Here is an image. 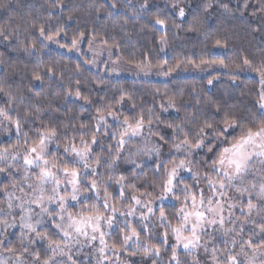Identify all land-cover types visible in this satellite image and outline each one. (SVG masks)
I'll list each match as a JSON object with an SVG mask.
<instances>
[{"label": "snow or ice", "instance_id": "obj_1", "mask_svg": "<svg viewBox=\"0 0 264 264\" xmlns=\"http://www.w3.org/2000/svg\"><path fill=\"white\" fill-rule=\"evenodd\" d=\"M57 3L62 4V0H57ZM147 6L145 3L142 7ZM208 7H211V4L206 5V8ZM224 7L227 8V5ZM0 8L8 11L7 4L0 3ZM260 11H264V0H262ZM178 15L181 18L185 17L186 12L183 7L179 8ZM197 23L198 20L194 17L189 23L188 30H195ZM155 24L164 26L167 21L156 18ZM31 30H37L38 37L29 39L32 34ZM22 31L25 34L23 41V51L25 52H35L37 41H41V43L43 41L58 42L57 38L67 35L63 28L50 31L45 24H40L38 28L35 23L29 26L22 17L20 22H16V17L13 15H8L6 20L0 21V40L2 41L19 40ZM84 37V32L79 33V39L73 37L72 47L75 48ZM160 42L166 43L167 37L161 36ZM216 44L227 47L226 41L222 44L220 40H217ZM42 46L44 45L42 44ZM241 59L242 63L237 64L236 69H246L258 76L259 90L255 111L241 114L234 107L213 102L215 111L210 118L200 120L193 114L191 127H186L184 121L167 124V128L172 130L173 137L178 139V142L172 143L170 151L174 149L177 153L183 152L184 158L178 161L175 158L171 159L168 162L171 167L158 163L156 170L159 171L163 167V178L159 184L153 182L150 186L154 190L156 188L160 190L155 199L164 201L172 196L175 201L180 203V207L174 214L176 223L172 222L163 207L159 209V221L165 229L162 234H159L160 243L168 246L169 236L171 235L174 239V243L170 245L172 254L169 264H182L177 254V250L181 247L192 256L191 264H208L207 259L201 260L200 256L196 254L200 249H203L204 255L210 258L211 264H264V58L254 61L248 56H243ZM189 63L196 67L214 64L228 67L224 59H201L198 64L195 61H189ZM140 66V64L137 65V67ZM157 67L162 70L163 75L167 76L179 69L180 64H176L175 67H167L165 62L158 64ZM46 72L50 76L55 75V69L52 67H48ZM42 79L39 72L34 73L33 80L42 81ZM212 82V80L208 81L209 84ZM76 83L75 93L69 88L64 94L65 98L75 95L91 104L92 101L89 97L82 95L79 81ZM0 93H4L7 97L4 106H0V125L5 126L7 131H11L14 126L17 136L23 137L22 145L19 141L16 144L0 145V162L7 165L0 167V174H4L5 179L9 180L8 184L0 182V193L6 196L4 203L9 210V215L14 208L19 209V222L22 229L27 230V232L22 231V237L28 233H34L35 238L39 240L47 239L46 252L51 253V255H45L42 258L40 251L30 252L28 247H22L19 254L15 248L5 247V252L15 257L11 264H79V261L73 258V246H84L85 243L92 246V242L97 239L100 247L96 249L99 253L96 264H105V262L112 264V257L106 254L109 245L105 240L107 233L104 231V227L113 228L118 213L124 217V228L120 230L119 246L115 243L111 245L113 253H118L121 250L127 251L131 245H135L136 248H142L145 255L159 256L161 253L159 245L141 241V232L147 233L149 240L153 238L148 221L150 216L154 215L153 207L149 206L154 203V200L144 204L140 198V196L151 195V193H140V196L131 195L130 199L134 205L143 204V207L147 209V213H140L139 223L133 224L127 218L136 216L135 207L129 204L127 211L121 212L116 203L111 202L116 198L98 179L100 173L90 163L94 158L95 164L98 167L101 165V156L93 153L92 146L99 143L96 133L100 131L101 125L104 126L107 134L109 127L107 118L109 116L121 129L118 138L115 133H111L115 139V145H107L109 152L115 149V155L109 157V167L114 166L121 159V154L130 141L144 134L146 126L149 135H156L161 143L153 149L145 150V153L154 152L159 156L161 147L167 144L168 140L165 135L152 132V110L149 109L147 115L141 111L134 116H124L121 119L117 112L112 110V105H108L103 112L97 109V122L90 138L85 139L88 125L82 123L78 129L75 125H69L80 133L81 146H77L76 136H65L63 156H60L53 155L49 147L59 138V128L56 125H45L41 121V125L34 129L32 135L23 131L25 125L22 123V119L25 122L32 119V122L35 123V119L39 118L38 114L42 111L39 106L40 93H33L36 101L30 110L19 107L24 104L25 98L23 95H14L10 85L6 90L4 84L0 83ZM124 100L125 97L122 95L117 103L122 104ZM14 104H16L15 107ZM161 107L163 108V105ZM169 107H176L174 100H169ZM164 110L167 111V109ZM20 112H23V117ZM13 113L16 115L14 116ZM156 120H159L158 116ZM181 136L182 139L179 138ZM59 147L60 145L57 144V148ZM103 147L102 145L101 148L103 149ZM200 151H203L204 155L197 162L200 167L194 171L192 167L194 161L189 157L199 154ZM21 160L23 161L22 165L19 164ZM131 163L136 168L141 167L136 164L135 160H132ZM181 172L191 174L194 183H186ZM134 177L135 173H133ZM112 179L111 175L107 177V180ZM128 179L129 177L122 174L115 180L116 184L120 185V199L125 197L126 185L124 182ZM201 181H203V186H201ZM69 186L70 192L68 191ZM131 187L134 189L135 185L133 184ZM62 188L63 195L61 194ZM14 190H18L21 195L15 196ZM177 190L180 192L179 195H176ZM82 193L84 194L83 199H81ZM87 193L94 195L90 197ZM69 201L76 202L71 207L77 210H69ZM51 203H56L58 209L56 212L50 211L45 206ZM36 208L40 210L38 213L35 211ZM237 208L240 211V216L235 214ZM44 214L50 218L52 227L62 236V239L53 240L49 238L47 232L38 231L37 226L42 223L41 220H36L35 224L31 222L34 215L42 216ZM4 215L5 209L0 208V216ZM57 218L60 221L58 223L56 222ZM257 218H259V223H257ZM0 224L15 227L16 218L12 217L11 224L7 219H0ZM249 224L252 225V230L245 238V226ZM227 225H231V227ZM217 239H219L220 246L217 245ZM210 242L211 248H209ZM29 243L34 244L36 240L30 239ZM4 244L5 241H0V246H4ZM237 247L239 251H236ZM129 254L135 255L136 253L133 251ZM25 256H31V261L24 259ZM116 258L119 259L118 256ZM0 264H10V260L0 258ZM152 264H156V261L154 260Z\"/></svg>", "mask_w": 264, "mask_h": 264}, {"label": "trees", "instance_id": "obj_2", "mask_svg": "<svg viewBox=\"0 0 264 264\" xmlns=\"http://www.w3.org/2000/svg\"><path fill=\"white\" fill-rule=\"evenodd\" d=\"M0 3L8 6V11L0 8V21L6 20L8 15H13L16 17V22H20L22 17L29 26L35 23L38 28L40 24H45L50 31L63 28L67 35L61 36V42L66 47L72 46L73 37L79 39V33L84 32V38L111 47L117 56L133 65L157 68L158 64L166 62L167 67H175L178 63L180 67H185L195 66L189 61L198 64L201 59H224L228 65L227 68L223 67L222 71L202 77L175 76L166 80L115 78L90 68L89 57L85 54L80 58L72 56L46 47L44 44L42 46L41 41H37L35 52L23 51L25 36L23 31L19 40L13 39L11 42L0 40V83L4 84L6 90L10 85L14 95L24 96V104L19 105L21 108L30 110L36 101L33 93H40L39 106L42 111L38 114L39 118L35 119V123L32 119L27 122L22 119L25 125L23 131L32 135L34 129L41 125V121L45 125H56L59 128V138L50 148L53 155L63 156L65 136H76V144L80 143V133L69 125H75L76 129L82 123L88 125L85 139H89L95 130L97 109L103 112L108 105H112V110L116 111L121 119L124 116H134L141 111L147 115L148 110L151 109L152 132L165 135L168 140V143L164 144L165 147H171L173 142H178V139L173 137L172 130L167 128L168 123L184 121L186 127H191L193 114L200 120L212 116L215 111L213 102L234 107L241 114L255 111L259 90L258 76L246 69H236V65L242 63L243 56H248L254 61L264 58L262 56L264 11H260L262 0H62V4L57 3V0H0ZM145 3L148 6L142 7ZM208 4H211V7L206 8ZM224 5H227V8ZM180 7L186 12L183 18L178 15ZM194 17L197 18L198 23L195 25V30L190 31L189 23ZM156 18L165 19L167 24L162 28L159 27L155 24ZM31 33L29 39L39 35L37 30H31ZM161 36L167 37V42L164 43L165 51L161 46ZM217 40L222 44L226 41L227 47L218 46ZM215 48H219L220 53H214ZM48 67L55 69L54 76L47 74ZM35 72L41 74L42 81L33 80ZM209 80L213 81L212 84L208 83ZM77 81L82 95L89 97L91 104L75 95L65 98L64 94L69 88L75 93ZM122 95L125 100L122 104H118L117 101ZM6 99L4 93H0V106H4ZM170 99L175 101V108L169 107ZM13 115L15 116L16 113ZM20 115L23 117V112H20ZM107 124L109 125L107 134L104 126L101 125L100 131L96 133L99 143L92 146L93 153L101 156V165L98 167L94 158L91 162L93 168L100 173L98 179L116 198L111 202L116 203L121 212H126L127 206L132 204L136 209V216L127 219L137 224L140 213H147V209L143 204L134 205L130 199L131 195L151 193L140 198L144 204L154 200V203L149 205L153 207L154 215H151L148 221L153 238L149 240L147 233L141 232V241L159 245L161 253L159 256L145 255L142 248H136L129 242L131 246L127 249L128 258L131 264H152L154 260L156 264H169L172 254L170 245L174 243V239L169 236L168 246L160 243L159 234L165 229L159 221V209L163 207L172 222L176 223L174 214L180 203L172 196L164 201L155 199L160 190L159 188L154 190L150 185L153 182L159 184L163 178V167L157 171L156 165L159 163L171 167L168 162L175 156L167 155L136 168L135 165L127 163L122 154L121 159L114 166L109 167V157L115 155V149L109 152L107 145H115L111 133H115L118 138L121 129L110 116L107 118ZM154 136L159 140L156 135ZM18 141L22 145L23 137L17 136L13 126L10 136L3 139L0 145L16 144ZM57 144L60 145L59 148ZM203 155V151L197 154L192 165L194 171L200 167L197 162ZM133 173H135L134 178ZM122 174L129 179L124 182L125 197L120 199V185L116 184L115 180ZM109 175L113 177L112 180H107ZM183 178L186 183H194L191 174ZM133 184L134 189L131 187ZM179 194L177 190L176 195ZM87 195L92 197L94 194L87 193ZM69 210L77 209L70 206ZM123 228L124 217L118 213L113 228L106 236L110 245L115 243L119 246L120 230ZM38 231L47 232L50 239H62L52 227L51 221L49 225ZM217 245L220 246L219 240ZM211 246L210 244V248ZM5 247L17 249V254L22 251L25 245L19 230L13 233L10 241L2 249L4 250ZM46 249L44 242L35 246V250L42 253V258L50 255ZM133 251L136 254L130 255L129 253ZM177 254L182 264H191L192 256L186 251L178 249Z\"/></svg>", "mask_w": 264, "mask_h": 264}, {"label": "rangeland", "instance_id": "obj_3", "mask_svg": "<svg viewBox=\"0 0 264 264\" xmlns=\"http://www.w3.org/2000/svg\"><path fill=\"white\" fill-rule=\"evenodd\" d=\"M159 27L162 28L161 25ZM58 42L56 41H43L42 44H44L46 47H51L54 49L59 50L60 52L67 53L72 56L76 57H81L82 54H85L86 56L89 57V62L88 65L90 68L93 70L97 71H102L103 73H106L110 76H113L115 78H129V79H149V80H166L171 77L175 76H191V77H202L205 76L209 73L216 72V71H222L223 67L220 66L219 64H214V65H201L200 67L196 66H185V67H180L177 69L175 72H172L170 75H163L162 70L157 67H148V66H140L137 67V65L129 64L125 62L120 56L116 55V52L109 46L102 45L99 43H96L93 40H87L86 38H83L80 40V42L77 44L75 48L72 46L66 47L64 44L61 42V37L57 38ZM162 49L165 51V44H162ZM214 53H220L219 48H215L213 50ZM91 62V63H90ZM12 131V130H11ZM11 131H7L5 129V126L0 125V142L8 138L11 134ZM157 144H160V141L154 136V135H149L148 129L145 128L144 134L139 137H135L132 141L129 142V144L126 146L123 154V158L127 163L132 164L131 161L135 160L136 164L142 165L143 163L150 162L153 160H159L164 156L167 155H173L175 156L174 158L178 161L181 158H184L183 152L177 153L175 152L174 149L170 151L171 147H161L160 149V154L157 156L154 152L146 154L145 150L147 149H153L156 147ZM52 144L49 145L51 148ZM77 146H81L80 143ZM121 154V155H122ZM197 154H194L193 157H189V159L195 160ZM23 161H19V164L22 165ZM90 163H92L90 161ZM133 165V164H132ZM7 165L4 162H0V167H6ZM93 166V163H92ZM187 172H181V176L184 177L186 176ZM19 179V177H17ZM0 182L4 184H8L9 180L5 179L4 174H0ZM50 187V186H49ZM27 191V189H25ZM70 186L68 191L70 192ZM15 191V196H20L21 193L18 190ZM61 194H64L63 188L61 189ZM83 193L81 195V199H83ZM6 200V196L2 193H0V208L5 209V215L0 216V219H7L9 221V224L12 223V217L15 216L16 218V226L15 227H7L2 224H0V241H5V244H7L13 233L16 230L20 231V234L22 236V231L27 232L26 229H22L21 224H20V211L18 208H14L11 210V214L9 215L8 212L9 210L6 208V204L4 201ZM76 203L75 201H69V206L73 205ZM46 207L50 209L52 212H56L57 205L56 203H51V204H46ZM35 211L38 213L40 210L39 208H36ZM235 214L237 216H240V211L237 208L235 211ZM36 220H41L42 223L37 226V230L46 227L50 223V218L47 216V214H44L42 216L39 215H34L32 217V223L35 224ZM60 222L59 219L57 218V223ZM259 218H257V223H259ZM228 227H231V225H227ZM252 230V225H246L245 226V238H247L246 234H250ZM104 231L108 234L110 232V229L107 228V226L104 227ZM211 231V229H209ZM60 235V234H59ZM61 236V235H60ZM107 236V235H106ZM105 236L106 243L109 245V248L106 249V254L110 257H112V264H131L129 258H128V253L127 251H121L118 253H113L111 249V245L108 243L107 239ZM62 238V236H61ZM23 243L25 247L29 248V251L35 250V246L39 243H43L48 245V242L46 240H39L38 238H35L34 233H28L27 235H24L22 237ZM30 239H35L36 243L30 244L29 240ZM207 239V237H205ZM237 239H239L237 237ZM219 239H217L218 241ZM4 244V245H5ZM209 243V248H210ZM231 245V244H230ZM100 247L99 245V240L97 239L96 241L92 242V246H88L86 243L84 246L80 245H74L72 248V253H73V258L77 259L80 263L82 264H96L97 259L99 258V253L96 251V249ZM3 246H0V258H5L11 261L15 259L14 256H10L9 253L5 252L3 249ZM184 250L182 247L179 248ZM186 251V250H184ZM236 251H239V248L237 247ZM200 256L201 260H208V264H211V260L208 256H205L203 253V249H200L198 253H196ZM51 255V253H50ZM119 257L117 260L116 257ZM24 259L28 260L29 262L31 261L32 257L31 256H25ZM60 259V257H58ZM105 264H108V262H105Z\"/></svg>", "mask_w": 264, "mask_h": 264}]
</instances>
